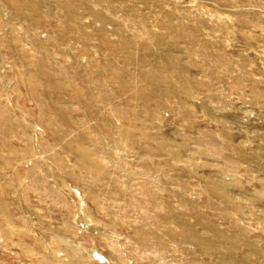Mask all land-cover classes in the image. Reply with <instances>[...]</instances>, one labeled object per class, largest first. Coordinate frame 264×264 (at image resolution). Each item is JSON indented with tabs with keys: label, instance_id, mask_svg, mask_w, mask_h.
<instances>
[{
	"label": "rangeland",
	"instance_id": "1",
	"mask_svg": "<svg viewBox=\"0 0 264 264\" xmlns=\"http://www.w3.org/2000/svg\"><path fill=\"white\" fill-rule=\"evenodd\" d=\"M0 264H264V0H0Z\"/></svg>",
	"mask_w": 264,
	"mask_h": 264
}]
</instances>
